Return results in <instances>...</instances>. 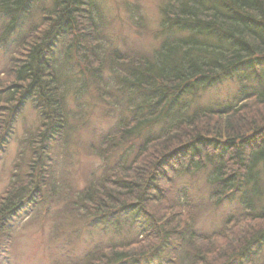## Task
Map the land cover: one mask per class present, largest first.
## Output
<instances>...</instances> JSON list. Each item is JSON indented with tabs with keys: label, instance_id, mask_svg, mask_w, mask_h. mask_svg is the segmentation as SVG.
<instances>
[{
	"label": "trees",
	"instance_id": "trees-1",
	"mask_svg": "<svg viewBox=\"0 0 264 264\" xmlns=\"http://www.w3.org/2000/svg\"><path fill=\"white\" fill-rule=\"evenodd\" d=\"M100 5L0 0V156L27 101L37 114V125H23L17 139L14 166L28 170L15 172L0 197V236L28 204L39 205L42 199L33 197L36 190L43 195L44 175L53 196L62 188L69 195L67 216L90 228L137 231L110 242L111 253L91 246L96 253L85 254L86 264L253 260L264 245V89L242 87L233 102L211 107L191 108L182 95L264 69V0H163V39L135 54L104 44L109 20ZM124 5L141 28L138 4ZM68 91L75 101L87 93L114 115L112 127L86 145L95 162L84 186L74 189L63 183L76 130ZM199 172L214 206L235 201L241 208L237 219L231 215L209 233L184 214Z\"/></svg>",
	"mask_w": 264,
	"mask_h": 264
},
{
	"label": "rangeland",
	"instance_id": "rangeland-1",
	"mask_svg": "<svg viewBox=\"0 0 264 264\" xmlns=\"http://www.w3.org/2000/svg\"><path fill=\"white\" fill-rule=\"evenodd\" d=\"M100 2V7L106 19L109 20L106 26V37L109 38L107 41L109 43L106 42L105 45L116 47L122 54L129 51L131 54L145 53L152 51L163 39L159 12L163 0H100ZM124 2L138 4L141 14L139 20L143 24L141 28H138L136 21L128 16ZM33 14L36 16V10ZM1 57L0 54V60ZM249 86L264 89V69L257 68L235 74L213 86H196L183 94L182 99L191 108L211 107L218 103L233 102L238 90ZM68 92L66 105L70 110L72 109L71 112H75L71 123L76 126V130L72 133L70 152L67 153L71 158L66 160L67 163L64 165L66 178L63 183L74 189L84 186V176L92 168L91 164L95 162L93 161L94 156L89 155L86 150V145L91 140L97 139L99 133H106L112 127L114 115L113 110L109 112L106 104L102 102L96 104L94 98L87 93L83 94L82 99L75 101L70 91ZM78 101L84 104V109L81 106V109L78 108ZM36 117L37 114L29 100L19 118L15 139L9 144L6 152L0 156V197L10 185L9 182L16 178L15 172L23 174L28 170L25 164L19 169L14 166L18 153L17 139L21 138L24 133L23 125L33 127L37 125ZM194 179L188 187L186 199L188 208L184 210V214L190 222H195L198 231L209 233L220 229L231 215L237 219L241 208L235 201H222L214 206L209 201L208 191L204 186L205 174L199 172ZM262 179H264V174ZM41 183H46L43 195H37L36 190L35 197H33L37 199L38 196L42 199L39 205L37 203L28 204L24 208L26 214L21 219L17 218L14 226L0 236V264H86L85 254L91 251L92 254L87 256L89 258L96 253L90 249L91 246L98 245L101 250L111 253L110 242L118 241L128 236L130 232L131 234L137 232L135 229L121 233L115 232L114 229L90 228L83 220H77L72 212H69L70 216H67L68 210L64 203L69 195L64 188L53 196V192L48 190L49 179L45 180L43 175ZM167 202L171 203L168 200ZM163 204L161 203V206L156 204L159 206L157 211H163ZM261 204L259 206L264 205V196ZM263 258L264 245L253 260H247L241 264H262ZM175 264H178L177 261Z\"/></svg>",
	"mask_w": 264,
	"mask_h": 264
}]
</instances>
